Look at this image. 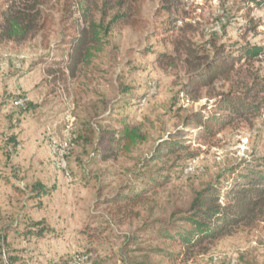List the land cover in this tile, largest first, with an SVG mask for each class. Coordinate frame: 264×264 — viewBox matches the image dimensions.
Listing matches in <instances>:
<instances>
[{
	"label": "rangeland",
	"instance_id": "374dc122",
	"mask_svg": "<svg viewBox=\"0 0 264 264\" xmlns=\"http://www.w3.org/2000/svg\"><path fill=\"white\" fill-rule=\"evenodd\" d=\"M139 2L135 25L114 26L102 52L74 76L55 81L47 70L63 65L72 32L63 0L46 7L51 19L44 29L19 42L0 35V264H68L80 252L90 254L91 264H264L260 217L192 247L161 233L162 227H188L181 218L195 192L218 176L225 184L256 168L254 160L264 162V104L257 113L231 118L212 136L198 133L186 118L203 105L205 113H215L212 98L229 86L264 80V52L229 80L201 88L194 99L180 92L189 64L174 51L181 40L201 52L212 50V38L216 46L264 47V0ZM6 4L0 0V23ZM163 53L169 57L161 59ZM19 92L30 108L13 104ZM121 119L140 136L128 148L109 131L122 128ZM68 123L73 139L85 135L86 123L94 128L88 141L72 139L69 176L55 166L47 141H63ZM167 139L189 147L153 159ZM231 167L233 173L226 171ZM151 171L164 179L134 189L145 191L142 201L116 223L108 196Z\"/></svg>",
	"mask_w": 264,
	"mask_h": 264
},
{
	"label": "trees",
	"instance_id": "16d2710c",
	"mask_svg": "<svg viewBox=\"0 0 264 264\" xmlns=\"http://www.w3.org/2000/svg\"><path fill=\"white\" fill-rule=\"evenodd\" d=\"M53 1L6 0V7L1 12L0 35L4 39L19 42L31 32L44 29L51 19L46 7L51 9ZM63 2V18L70 21L69 29L72 32L68 34V40L65 42L68 45V51L63 65L56 70H47L52 81L62 76H74L81 65L103 51L106 36L114 26L136 24L141 8L139 0H63ZM76 12L79 14L78 17L75 16ZM212 39L209 41L212 44V50L209 51H198L192 44L182 40L174 46L176 56L185 54L186 62L189 64V69L186 71L187 79L181 84L180 92L194 99L199 97L201 88L210 87L217 79L229 80L233 74H238L241 65L254 60L264 52V47L257 44L232 42L228 45L216 46ZM166 57L169 55L163 53L161 59H167ZM170 61L173 62V59ZM263 81L252 78L251 82L244 81L236 88L229 86L226 90L217 92L212 98L210 106L215 109V113H205L206 105H203L201 109L190 112L186 118L195 123L198 133L204 130L207 135L212 136L227 125L231 118L233 120L251 112H258L259 107L264 104V98L261 96L264 93ZM22 96H24L23 93H18L12 95V99ZM30 105L31 103L27 102L24 108L28 109ZM111 111L110 113L113 114L112 105ZM120 122L124 125L122 128L115 132L109 131L111 137L113 133L116 135L117 143L128 148L140 136L134 128L125 124L124 119ZM93 129L90 123H86L83 130L85 135L75 136L72 144L77 137L88 141L87 136L92 134ZM188 147L187 144H182L181 140H163L158 145L157 155L153 159H159L180 149L186 150ZM254 161H256V168H246L245 173L236 179H226V183L223 184L220 175L213 183L195 192L186 210L188 214L181 218L187 221L189 226L182 230L162 227L163 237L172 238L192 247L203 240L216 238L229 227L251 225L259 217L264 220V162ZM227 170L233 173L235 168L231 167ZM155 173L157 172L151 171L147 178L142 177L138 182L125 183L116 193L108 196L106 202L112 205L110 213L116 223L121 224L131 215L132 204L142 201L145 191L134 192V189L137 187L147 189L164 179L159 174L154 175ZM223 188L224 195L221 192ZM41 233L43 228L38 232V234Z\"/></svg>",
	"mask_w": 264,
	"mask_h": 264
},
{
	"label": "built area",
	"instance_id": "2783aa9c",
	"mask_svg": "<svg viewBox=\"0 0 264 264\" xmlns=\"http://www.w3.org/2000/svg\"><path fill=\"white\" fill-rule=\"evenodd\" d=\"M142 102H144V99L142 100ZM13 104L17 106H25L27 104V98H17L16 100H14ZM63 131V141L58 142L55 138L51 136H48L47 139L48 147L54 157V164L60 170L66 169V156L70 149V145L73 139V132L70 123L65 126ZM66 175L69 176V173L66 172ZM232 262L235 261L233 260ZM68 264H91L90 254L85 252L73 254L70 257Z\"/></svg>",
	"mask_w": 264,
	"mask_h": 264
},
{
	"label": "crops",
	"instance_id": "0c3cea01",
	"mask_svg": "<svg viewBox=\"0 0 264 264\" xmlns=\"http://www.w3.org/2000/svg\"><path fill=\"white\" fill-rule=\"evenodd\" d=\"M19 93H23V92H19ZM24 94V93H23ZM28 102H29V100H28Z\"/></svg>",
	"mask_w": 264,
	"mask_h": 264
}]
</instances>
